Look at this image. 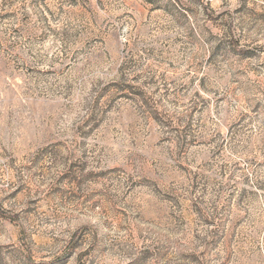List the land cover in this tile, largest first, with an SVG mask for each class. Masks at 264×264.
<instances>
[{"label":"rangeland","instance_id":"1","mask_svg":"<svg viewBox=\"0 0 264 264\" xmlns=\"http://www.w3.org/2000/svg\"><path fill=\"white\" fill-rule=\"evenodd\" d=\"M0 264H264V0H0Z\"/></svg>","mask_w":264,"mask_h":264}]
</instances>
